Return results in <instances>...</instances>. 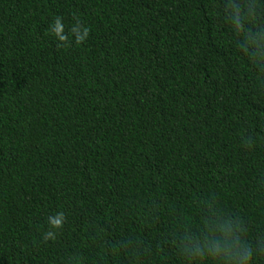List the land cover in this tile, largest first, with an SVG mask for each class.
I'll use <instances>...</instances> for the list:
<instances>
[{"label": "trees", "instance_id": "trees-1", "mask_svg": "<svg viewBox=\"0 0 264 264\" xmlns=\"http://www.w3.org/2000/svg\"><path fill=\"white\" fill-rule=\"evenodd\" d=\"M261 31L264 0H0V264H198L224 219L264 264Z\"/></svg>", "mask_w": 264, "mask_h": 264}, {"label": "clouds", "instance_id": "clouds-1", "mask_svg": "<svg viewBox=\"0 0 264 264\" xmlns=\"http://www.w3.org/2000/svg\"><path fill=\"white\" fill-rule=\"evenodd\" d=\"M239 10L232 14V18L236 20L240 17ZM251 39L258 45L264 41V31L255 34ZM250 56L257 62H264V48H259L250 53ZM63 214L57 213L55 217L49 216L47 223L52 227L59 229L62 226ZM209 233L215 235L220 233L224 235L225 239L222 245L212 244H188L184 247V255L189 259H195L198 264H202L205 256L213 260H222L224 264H251V257L253 254V247L242 239L244 229L240 222L236 219H224L218 223L208 225ZM54 232L49 230L44 233V239L52 237ZM264 247V242H260Z\"/></svg>", "mask_w": 264, "mask_h": 264}]
</instances>
